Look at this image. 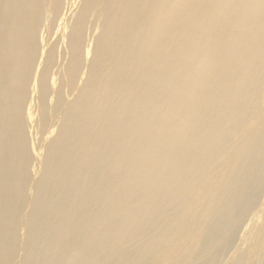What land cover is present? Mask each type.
Here are the masks:
<instances>
[{
	"label": "bare ground",
	"instance_id": "1",
	"mask_svg": "<svg viewBox=\"0 0 264 264\" xmlns=\"http://www.w3.org/2000/svg\"><path fill=\"white\" fill-rule=\"evenodd\" d=\"M183 220L264 264V0H0V264H148Z\"/></svg>",
	"mask_w": 264,
	"mask_h": 264
},
{
	"label": "rangeland",
	"instance_id": "2",
	"mask_svg": "<svg viewBox=\"0 0 264 264\" xmlns=\"http://www.w3.org/2000/svg\"><path fill=\"white\" fill-rule=\"evenodd\" d=\"M45 43L47 44V46H54L55 48V51L57 54V58H56L57 62L55 64L54 70H56V72L63 70L67 62L65 40L60 41L58 36H51ZM61 55L63 58L61 57ZM58 85H59V82L56 81L55 87ZM68 98H72V97H68ZM57 126H58L57 122L52 123L48 131H56ZM29 132L31 135L29 134ZM27 133H28L29 139L31 137L32 147L37 149V147L40 145L41 142H39L37 138L35 139L34 134H33V129L30 124L27 126ZM220 160L221 161L218 163L219 164L218 166L211 167L207 171L206 175L208 179L206 183L208 184V186H206V184L201 185L202 189L204 190V191L201 190V192L203 191L202 196L204 198L202 197V200L199 201V203L196 205L195 208L200 209L201 205L203 204V200L206 199L207 196L213 194L215 191L220 190L226 183L227 178L229 176L230 164L227 161H225L224 158L223 160L220 158ZM243 192H244L243 195L245 197V195L248 192L247 190H244ZM192 200H194V198H192ZM257 209L258 207L256 206V204L250 202L246 198L243 201H240L238 204L235 205V214H234L233 223L230 226L229 235L226 239H223L222 249L216 255L215 257L216 260L221 261V260L226 259L232 253V251L235 252L237 249L241 247V245L247 243V234H248L247 231H249V229L252 226V219H253L252 216L254 213H256ZM182 223L186 226L183 225L182 228H178V230L174 233V235L164 242L161 250H159L156 253V255L151 259V261L148 264H183L182 263L183 260H186L184 264H199L202 259L210 258L209 256L205 255V256H202L201 258H198V256H195V258L192 259L193 253L196 252L197 248L200 246V243H201L200 232L195 227L196 225L194 223L187 224L186 222H184V220ZM161 260L162 262H160Z\"/></svg>",
	"mask_w": 264,
	"mask_h": 264
}]
</instances>
